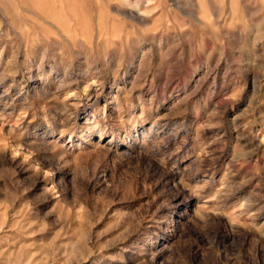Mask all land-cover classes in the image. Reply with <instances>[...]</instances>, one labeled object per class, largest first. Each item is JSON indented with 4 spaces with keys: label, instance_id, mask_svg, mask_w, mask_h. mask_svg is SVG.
Masks as SVG:
<instances>
[{
    "label": "rangeland",
    "instance_id": "374dc122",
    "mask_svg": "<svg viewBox=\"0 0 264 264\" xmlns=\"http://www.w3.org/2000/svg\"><path fill=\"white\" fill-rule=\"evenodd\" d=\"M0 264H264V0H0Z\"/></svg>",
    "mask_w": 264,
    "mask_h": 264
}]
</instances>
